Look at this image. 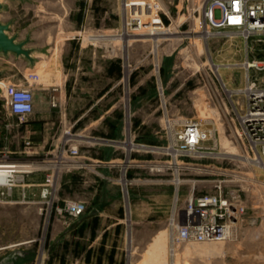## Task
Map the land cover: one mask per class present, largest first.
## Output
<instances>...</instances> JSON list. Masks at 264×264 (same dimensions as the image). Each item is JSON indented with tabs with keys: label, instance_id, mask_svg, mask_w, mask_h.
<instances>
[{
	"label": "rangeland",
	"instance_id": "374dc122",
	"mask_svg": "<svg viewBox=\"0 0 264 264\" xmlns=\"http://www.w3.org/2000/svg\"><path fill=\"white\" fill-rule=\"evenodd\" d=\"M132 1L1 0L0 23H8V32L38 55L35 68L26 57L8 59L5 79H0L4 95L6 83L24 85L29 71L38 73L39 82L55 84L53 75L58 82L67 51L77 50L74 44L69 48L67 41L94 43L100 58L112 59L115 69V79L109 82L112 90L102 108L115 107L101 111L107 115L101 130L110 133L117 120L127 130L141 120L157 128L160 119L165 127L166 120L193 117L203 122L209 138L197 152L185 153L171 163L168 155H161L163 202L148 218L152 222L131 226L126 222L98 238L94 229L101 224L88 223L77 230L80 238L75 229L62 242L56 239L75 218L67 203L91 199L76 183V168L55 171L47 198H41V183L51 170L23 175L19 185L0 195V260L20 251L16 264H92L93 260V264H264V165L244 158L248 146L238 135L244 96L237 90L245 84L242 62L264 58V48L254 47L229 28L208 27L203 13L208 0H158V16L144 28H136L135 20H130L135 17L129 12ZM208 28L210 34L205 33ZM249 74H255L254 69ZM32 117L19 119L0 109V155L8 153L34 166L47 163L58 158L67 130L80 150L85 149V138L77 136L76 129L60 127L59 111L50 114L56 126L37 129L35 136L28 128ZM130 163L114 168L115 183L109 182L108 187L111 193L118 191L128 217L133 205L152 198L151 185L144 183L152 166ZM28 176L36 177L35 181L26 180ZM65 176L69 182L62 183ZM218 182L226 197L243 205L236 233L225 241L172 240L176 231L169 218L174 205L182 207L191 193L215 192Z\"/></svg>",
	"mask_w": 264,
	"mask_h": 264
},
{
	"label": "built area",
	"instance_id": "2783aa9c",
	"mask_svg": "<svg viewBox=\"0 0 264 264\" xmlns=\"http://www.w3.org/2000/svg\"><path fill=\"white\" fill-rule=\"evenodd\" d=\"M135 17L136 28L147 27L154 16H158V0H135L128 3ZM208 27L229 28L238 32L254 47L264 48V0H208L203 8ZM133 23V21H132ZM131 22L127 24H132ZM246 70L245 84L239 90L244 96V109L238 115L240 139L248 146L247 157L257 164L264 163V58L246 59L242 62ZM250 68L255 74H249ZM39 82V75L29 71L24 85L4 83L6 94L2 96L3 107L10 115L19 119L31 114L34 109L35 93L33 84ZM57 88L53 87L54 92ZM52 105L58 100L54 93L50 95ZM165 127L157 131L160 142L154 145L135 143L138 147L152 150L160 155H168L170 162L185 153L197 152L202 142L209 138L203 122L196 118H180L176 121L166 120ZM177 126V127H176ZM67 137L58 150V158L47 163L19 161L8 153L0 155V195L5 190L19 185L23 175L37 170H51L41 183V198L50 196L53 190L55 171L79 168L83 162L80 144L74 135L65 131ZM73 136V137H72ZM164 140L166 144H164ZM245 141V142H244ZM245 145V144H244ZM248 150L251 155L248 154ZM37 166V167H36ZM153 168L163 169V161L154 162ZM28 185V184H27ZM70 215L80 216L85 210L81 201L67 203ZM169 223L175 229L172 240L176 242L225 241L235 233L243 214V205L238 199L226 197L220 182L215 184L213 193H191L182 207L174 205Z\"/></svg>",
	"mask_w": 264,
	"mask_h": 264
},
{
	"label": "crops",
	"instance_id": "0c3cea01",
	"mask_svg": "<svg viewBox=\"0 0 264 264\" xmlns=\"http://www.w3.org/2000/svg\"><path fill=\"white\" fill-rule=\"evenodd\" d=\"M67 44L69 48L74 44V48L76 47L77 50L67 51L65 62L60 63L58 82L57 77L53 75L55 84L47 86L44 82H38L33 87L35 93L34 109L31 113L33 117L28 124V128L34 130L31 134L35 136L37 129H51L56 126V121L50 118V114L53 111H59L60 127L74 128L78 131L77 136L85 138L82 144L86 147L81 149L79 157L85 166L76 168L74 172L76 173V183L86 190V192L83 190L82 193H87L91 199H79L84 203L85 210L80 216L72 218V223L56 237L60 242L64 237L72 234L75 229L76 237L80 238L77 230L80 226L88 223L101 224V227L94 229L98 238L103 233L115 230L116 225L126 224V222L129 226L133 223L152 222L149 220L151 215L157 212L156 209L163 202L162 173L153 167H151L150 176L144 177V183L151 185L149 192L152 198L150 202L144 200V204L133 205L134 210L130 211L132 215L130 214L129 217L126 214L125 203L121 202L118 191L111 193L108 190L111 185L109 182H114L112 171L116 166L132 165L131 160L134 161V165H145L142 162H146V165L152 166L154 162L162 160L160 154L150 149L133 147L136 146L135 143L144 145L159 143L160 138L157 131L163 125L162 119L159 120L157 128H149V121L141 120L136 124L131 123V127L124 131L121 120H117L112 123L111 129L109 128L110 133L106 132L105 128L101 130L102 123L107 118V115L101 114V111L107 112L115 107V104H111L107 109L102 108L103 101L112 90L109 82L111 83L115 79L114 61L110 58L101 59L99 50L94 43L89 45L84 41H67ZM27 48L33 49L31 45H28ZM20 57L13 53L0 54L1 80L5 79L4 64L8 62V59L15 58L18 61ZM32 57L35 68L38 58L35 49ZM101 61H104L103 65H101ZM1 80L0 85H2ZM104 81L106 83L102 85ZM52 87L57 89L53 92ZM4 91L2 88L1 101H3L1 94L4 95ZM52 93L58 96V104L55 106L50 103ZM2 107L3 105H0V109ZM123 138L124 140H122ZM124 160L128 162L125 163ZM35 179L36 177L29 176L26 178L30 182ZM67 180L68 176H65L61 182H69ZM16 258H14V262Z\"/></svg>",
	"mask_w": 264,
	"mask_h": 264
},
{
	"label": "water",
	"instance_id": "95a60500",
	"mask_svg": "<svg viewBox=\"0 0 264 264\" xmlns=\"http://www.w3.org/2000/svg\"><path fill=\"white\" fill-rule=\"evenodd\" d=\"M1 7V0H0ZM9 24L8 23H0V54L6 55L9 53H13L14 55L23 56L28 59L30 63H33L32 53L34 49H28L25 47V41H19L13 35L8 32ZM0 87V93H1ZM2 101L0 99V105ZM21 254L20 252H11L6 257L0 260V264H15L14 258Z\"/></svg>",
	"mask_w": 264,
	"mask_h": 264
},
{
	"label": "bare ground",
	"instance_id": "6f19581e",
	"mask_svg": "<svg viewBox=\"0 0 264 264\" xmlns=\"http://www.w3.org/2000/svg\"><path fill=\"white\" fill-rule=\"evenodd\" d=\"M175 30H176V29H175ZM210 32H211V30H209V28H208V30L205 31V33H207V34H210ZM206 36H207V35H206ZM212 64H213V63H212ZM214 67H215V69H216V68H217V65H214ZM239 89H240V88H238L237 90H239ZM236 92H237V91H236ZM229 93H230V92H229ZM126 107H127V106H126ZM226 139H227V138H226ZM227 144H228V143H227ZM244 158L247 159V160H249V162H250L249 157H244ZM176 164H177V163H176ZM260 164H261V165H264V163H261V162H260ZM237 177H238V176H237ZM238 178L241 179V180H244V177H238ZM245 180H246V179H245ZM121 181L124 182V179L122 178Z\"/></svg>",
	"mask_w": 264,
	"mask_h": 264
}]
</instances>
